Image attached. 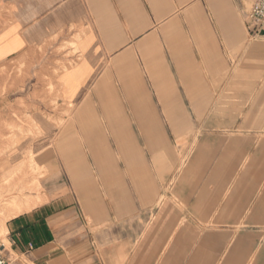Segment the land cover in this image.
<instances>
[{"label": "crops", "instance_id": "1", "mask_svg": "<svg viewBox=\"0 0 264 264\" xmlns=\"http://www.w3.org/2000/svg\"><path fill=\"white\" fill-rule=\"evenodd\" d=\"M254 1L0 0V72L11 73L0 79L9 153L0 184L41 153V135L78 134L46 116L67 111L106 121L79 134L95 139L102 181L118 184L76 195L60 179L32 194L48 200L6 222L15 264H264V27L248 30ZM27 118L39 138L14 145L10 127L31 129ZM106 136L116 175L94 149Z\"/></svg>", "mask_w": 264, "mask_h": 264}, {"label": "rangeland", "instance_id": "2", "mask_svg": "<svg viewBox=\"0 0 264 264\" xmlns=\"http://www.w3.org/2000/svg\"><path fill=\"white\" fill-rule=\"evenodd\" d=\"M251 6L252 5L249 6L248 10H250ZM7 74L11 73H7L4 70L1 71L0 79L4 80ZM27 74L28 73L23 71V67L19 66L14 76L17 78H23ZM4 90L5 89L0 88V95L4 94ZM53 90L54 89L50 87L48 89V92L51 94ZM35 95L41 96V91H37ZM107 98L109 97H105V99ZM20 107L24 108L26 114L31 112L27 105H20ZM104 107L105 104L103 103L93 104V109L95 111L98 109L103 111ZM54 108L55 111H57L59 109V106L57 104H54ZM34 109L36 111L37 108L35 107ZM38 111L41 112V110ZM60 115H62V117L57 119L51 114H46L50 122H54L60 129L69 124H74L75 126H77L78 134L55 136L41 135V153L30 151L29 153H27L26 162L23 168L21 167L10 171L8 173V178H2V182L0 184V227L2 222H7V220L14 216L9 209V203L14 197L16 198L20 196L21 198H27L35 196L32 194H38L39 192L45 191V186H49V182H53L54 180L62 179L63 181H65L68 186H71L72 191L76 195L80 194L84 190L87 195L91 194V191H94L95 195H101V193L107 191H110L111 193H117L118 184L116 182V179L115 182H110L109 184L102 181L100 166L101 164H99V162H97V160L95 159V155L97 154V152H91L89 150V144L94 143L95 145H97L94 141L95 139H89V135L86 134H79V132H85L86 128H92L93 130H97L102 127L105 128L106 126H104V124L106 121L102 119H93L88 121L77 120L75 122V120L72 118L74 115L70 111L62 112ZM64 116L68 117V121H65V119H63ZM25 122L29 123L31 129L32 127L36 128L35 122H33L32 119L27 118ZM31 129L25 130L21 125H15L13 128L10 127V131L13 132V135L9 138L13 140L14 145L17 144V140L19 139V137L28 136L30 138V141L39 138V136L33 133V129ZM17 133L20 134V136H18ZM105 138L106 140L104 141L103 139V144L101 143V141H99V143L101 144L100 147L102 149L97 147L94 149L102 151H98V153L99 155H103L107 159V162L105 163L106 168L109 170L111 175H116L117 166L119 165L117 146L116 143L112 140L111 136H106ZM2 139L6 140V137ZM105 142H107L108 145H106ZM7 154L9 153H7L6 151L0 152V167L2 172L5 171V167L2 166V163L7 158ZM39 158H41V161ZM78 161H83V164L85 166L84 171L90 172L89 178H87L84 173L82 175L79 174L81 169H78V166L77 168L75 167ZM121 164L122 170L126 172L124 183L127 190L132 192V174L128 172V168L125 169L123 167V163ZM35 180L38 182H35ZM25 181H27V183L24 184L23 182ZM35 189L38 191H36ZM47 200L48 198L46 199V197L43 196L39 204H42V202L44 203ZM1 232L0 246L4 245L5 249L10 250V243L7 239L6 233L4 234V232H2L1 234Z\"/></svg>", "mask_w": 264, "mask_h": 264}, {"label": "built area", "instance_id": "3", "mask_svg": "<svg viewBox=\"0 0 264 264\" xmlns=\"http://www.w3.org/2000/svg\"><path fill=\"white\" fill-rule=\"evenodd\" d=\"M248 30L258 36L264 27V0H255L248 13ZM0 264H15V262L5 254V246H0Z\"/></svg>", "mask_w": 264, "mask_h": 264}, {"label": "bare ground", "instance_id": "4", "mask_svg": "<svg viewBox=\"0 0 264 264\" xmlns=\"http://www.w3.org/2000/svg\"><path fill=\"white\" fill-rule=\"evenodd\" d=\"M67 70V69H66ZM51 103V102H50ZM31 121V120H30ZM34 122V121H33ZM33 159V158H32ZM33 162V161H32ZM27 180V179H26ZM14 181V180H13ZM31 181V180H30ZM35 182H38L35 180ZM15 184V183H14ZM25 184V183H24ZM32 184V183H31ZM36 184V183H34ZM10 185V183H9ZM8 185V186H9ZM18 185V184H17ZM29 185V184H28ZM13 186V185H12ZM31 187V186H30ZM38 188V187H37ZM41 188V187H40ZM25 189V188H24ZM26 190V189H25ZM28 190V189H27ZM36 190V189H35ZM29 191V190H28ZM38 191V190H36ZM13 192V191H12ZM11 193V192H10ZM38 193V192H37ZM10 195V194H9ZM22 195V194H21ZM26 195V194H25ZM24 196V195H23ZM13 197V196H12ZM8 199V198H7ZM47 199V198H46ZM41 202V198L40 195H38L36 198L32 197H27V198H21L19 197H14L12 199V201L9 203V209L11 210V213L14 215L13 217L20 215L22 213L25 212H29L32 209H34L39 203ZM6 203V202H4ZM43 203V202H42ZM3 204V203H2ZM40 205V204H39ZM41 206V205H40ZM38 207V206H37ZM3 208V207H2ZM4 209V208H3ZM6 209V208H5ZM1 211V209H0ZM1 214V213H0ZM10 215V214H9ZM5 217V216H3ZM11 217V216H10ZM18 217V216H17ZM1 231L5 233H7V228H6V222H2L1 223V227H0ZM0 231V232H1ZM1 232V234H2Z\"/></svg>", "mask_w": 264, "mask_h": 264}]
</instances>
